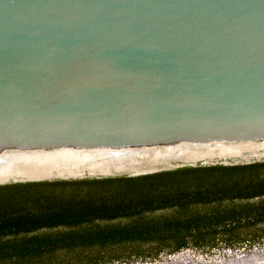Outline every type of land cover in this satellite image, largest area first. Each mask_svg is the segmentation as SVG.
I'll use <instances>...</instances> for the list:
<instances>
[{
    "label": "water",
    "instance_id": "1",
    "mask_svg": "<svg viewBox=\"0 0 264 264\" xmlns=\"http://www.w3.org/2000/svg\"><path fill=\"white\" fill-rule=\"evenodd\" d=\"M253 163L264 0H0V186Z\"/></svg>",
    "mask_w": 264,
    "mask_h": 264
},
{
    "label": "trees",
    "instance_id": "2",
    "mask_svg": "<svg viewBox=\"0 0 264 264\" xmlns=\"http://www.w3.org/2000/svg\"><path fill=\"white\" fill-rule=\"evenodd\" d=\"M264 249V163L0 186V264Z\"/></svg>",
    "mask_w": 264,
    "mask_h": 264
},
{
    "label": "flooded vegetation",
    "instance_id": "3",
    "mask_svg": "<svg viewBox=\"0 0 264 264\" xmlns=\"http://www.w3.org/2000/svg\"><path fill=\"white\" fill-rule=\"evenodd\" d=\"M187 251V250H185ZM178 252L176 254H173L171 257V260L166 262H152V263H136V264H228L232 261H235L238 259L239 255L241 254H247V255H253V254H264V251L253 249L246 252V250H222L218 253H212L211 255L201 254L199 256H195L194 260L190 259L189 253L187 256H184L183 252ZM192 255V253H191ZM206 255V256H205Z\"/></svg>",
    "mask_w": 264,
    "mask_h": 264
},
{
    "label": "rangeland",
    "instance_id": "4",
    "mask_svg": "<svg viewBox=\"0 0 264 264\" xmlns=\"http://www.w3.org/2000/svg\"><path fill=\"white\" fill-rule=\"evenodd\" d=\"M235 166H237V165H235ZM258 250H260V249H258ZM247 251H249V250H246V252ZM261 251H264V249H261ZM189 253V257H190V259H192V260H194V258H195V256L197 257V256H199V255H201V254H203V253H201V252H195V251H193V250H187V251H185V252H183V254H184V256H187V254ZM191 253H192V255H191ZM215 253H218V252H215ZM204 255V254H203ZM206 255H211V254H206ZM205 255V256H206ZM171 257H172V255H170V256H161L159 259H157V260H155V261H147V263H152V262H166V261H169V260H171Z\"/></svg>",
    "mask_w": 264,
    "mask_h": 264
}]
</instances>
